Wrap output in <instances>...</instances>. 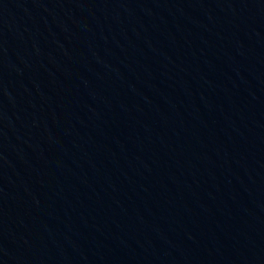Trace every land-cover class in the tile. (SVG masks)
Returning <instances> with one entry per match:
<instances>
[{
	"label": "water",
	"instance_id": "1",
	"mask_svg": "<svg viewBox=\"0 0 264 264\" xmlns=\"http://www.w3.org/2000/svg\"><path fill=\"white\" fill-rule=\"evenodd\" d=\"M0 264H264V0H0Z\"/></svg>",
	"mask_w": 264,
	"mask_h": 264
}]
</instances>
